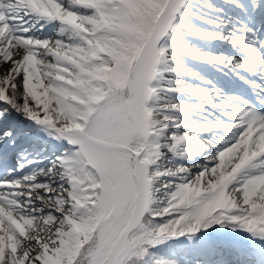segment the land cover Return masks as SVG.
<instances>
[{
  "label": "snow or ice",
  "instance_id": "snow-or-ice-1",
  "mask_svg": "<svg viewBox=\"0 0 264 264\" xmlns=\"http://www.w3.org/2000/svg\"><path fill=\"white\" fill-rule=\"evenodd\" d=\"M0 264H264V0H0Z\"/></svg>",
  "mask_w": 264,
  "mask_h": 264
},
{
  "label": "bare ground",
  "instance_id": "bare-ground-1",
  "mask_svg": "<svg viewBox=\"0 0 264 264\" xmlns=\"http://www.w3.org/2000/svg\"><path fill=\"white\" fill-rule=\"evenodd\" d=\"M216 2H218V0H216Z\"/></svg>",
  "mask_w": 264,
  "mask_h": 264
}]
</instances>
